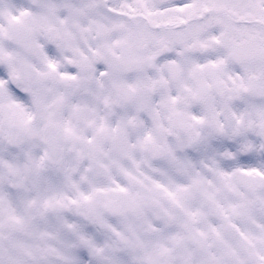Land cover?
<instances>
[{"label":"snow or ice","instance_id":"obj_1","mask_svg":"<svg viewBox=\"0 0 264 264\" xmlns=\"http://www.w3.org/2000/svg\"><path fill=\"white\" fill-rule=\"evenodd\" d=\"M0 264H264V0H0Z\"/></svg>","mask_w":264,"mask_h":264}]
</instances>
